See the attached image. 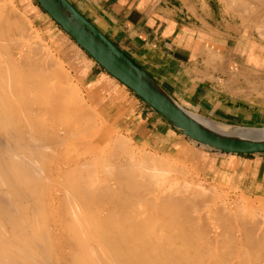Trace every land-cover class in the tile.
Masks as SVG:
<instances>
[{"label":"bare ground","instance_id":"6f19581e","mask_svg":"<svg viewBox=\"0 0 264 264\" xmlns=\"http://www.w3.org/2000/svg\"><path fill=\"white\" fill-rule=\"evenodd\" d=\"M6 1L0 8V264H264V212L238 207L188 180L176 163L136 153L124 137L96 128L59 60L31 56L28 48L14 53L11 30L21 33L26 18ZM223 1L243 13L253 3L264 10V0ZM197 117L216 130L264 132Z\"/></svg>","mask_w":264,"mask_h":264},{"label":"crops","instance_id":"0c3cea01","mask_svg":"<svg viewBox=\"0 0 264 264\" xmlns=\"http://www.w3.org/2000/svg\"><path fill=\"white\" fill-rule=\"evenodd\" d=\"M68 1L191 113L224 125L264 127V44L225 1ZM41 16L37 19L50 28V20ZM56 32L67 36L58 27ZM66 45L70 50L62 46L60 51L88 102L105 110L104 116L112 118L123 133L148 149L181 155L177 158L203 179L233 193L264 197V154L222 153L199 145L105 72L70 38Z\"/></svg>","mask_w":264,"mask_h":264},{"label":"water","instance_id":"95a60500","mask_svg":"<svg viewBox=\"0 0 264 264\" xmlns=\"http://www.w3.org/2000/svg\"><path fill=\"white\" fill-rule=\"evenodd\" d=\"M53 21L102 69L194 142L230 154H264V132L213 129L177 103L163 87L68 0H36ZM210 120V119H209ZM238 127V126H236ZM264 130V127H239Z\"/></svg>","mask_w":264,"mask_h":264},{"label":"rangeland","instance_id":"374dc122","mask_svg":"<svg viewBox=\"0 0 264 264\" xmlns=\"http://www.w3.org/2000/svg\"><path fill=\"white\" fill-rule=\"evenodd\" d=\"M11 1H13L12 4L15 7V9L18 10L19 13L22 14L24 18H26V21H25V19H24L25 22L23 21L26 28L23 29V27H22V29H19L21 33L23 32L22 35H20L21 33H19V31L17 30V28L16 29L13 28V30H17L18 33H17V31H15V33H14V31L11 30V37L10 38L12 39L13 35H15L13 38L16 41L15 44L17 46V47L16 46L14 47L15 44H13L12 47H14V48H12V50L13 49L15 51H19L20 50L19 52H16V53L23 55L24 54L23 52L25 50H28L29 49L30 51H27V52H31L32 51V53H31L32 55L31 56H34V57L35 56L36 57L38 56V57H40V55H42V56L43 55H47L45 57V59L47 58V60H49L50 62L51 61L54 62L56 60H59L62 63V65H63L65 74H67V76L69 75L68 76L69 78L68 77H66V78H68L69 80L71 79L70 82L68 80L67 84H70V85L74 86L75 90L78 92L81 100L83 101L82 103L83 104L86 103L85 104L86 109H88L91 113H93V115H95V117H94L95 118V123L97 124V127L96 128L102 127V130H105L106 136H108V137L110 135L111 136H120V137L122 136V138L124 137L123 139L125 140V142H127V144L130 146V148L133 151L136 150L135 151L136 153L137 152L138 153L139 152H142V153H146L147 155L149 154V156L151 158L161 159L163 161H169L172 164H175L176 163L174 166L176 168L178 166L177 169H179L180 172H181V170H182V172L185 171V173H183V175H185V177L188 178V180L191 179L193 182L199 183L201 186H203L209 192L212 190L215 193L217 192V194L220 193V196L221 197L228 198L230 202H233V204L234 203H237L238 207H241V206H239V204L241 203L240 205H242L241 208H243V209L245 208L244 207V205H245L246 208H247V210H249L248 207H250V210H252L254 208L257 209L256 211L253 210L254 212H257V213H263L264 212V197H250L248 199L245 196L238 195L237 193H233V192H231V191H229V190L221 187L220 185H217L215 183H212V182H209V181L203 179V177L201 175H199L195 171V169L189 163H186L185 161H182L181 159H178V158L181 157V155H178V156L174 157V156H172L170 154H166V153H163V152H157V151H154L152 149H148L145 146L144 143H141L138 140L133 139L131 136L127 135L126 133H123L119 127H117V126L114 125V123H113L114 121H113L112 118L111 119H109V118L107 119L104 116L103 113H105V110H103L102 108L96 109L95 107H93L90 104V102H88L87 95L85 93V89H83L81 87L79 81L76 78L75 73L71 69L70 63H68L67 59H65L66 57L64 55H62V53L60 51V48L62 46L68 47L66 44H67V39L70 38V36L67 33H65L61 29V27H59L53 21V19L44 10L41 9V7L39 6V4L37 3L36 0H28L29 1V4L31 5V8H33L35 11H32V10L25 11L23 9V6H22L20 0H11ZM3 2H5V0H0V5H1L0 8L1 7L4 8L3 6H5L6 4L9 5V2L6 1L7 3L5 2L4 4H3ZM228 3L229 4H227V3L226 4H227V6H229V9L230 10H233V9L235 10V8H236L237 11L236 10L235 11L233 10V12L236 13L237 15H239V17L243 15L244 18L243 17H240V19L243 18L241 21L246 26V28H249L250 29V32L253 33V35L255 36L256 40L259 41L260 43H263L264 44V29H263V27H264L263 25L264 24H263V18L262 19H257V18H260V17H264V10H260V9H262V5L263 4L261 5V8H259L260 5H258V4L255 5V3H253L252 5L249 6V9H247V12L246 13H243L241 11L244 10V9L241 10L240 7L234 6V4L231 3V2H229V1H228ZM253 5L256 6L255 7L256 9L254 7L252 9V6ZM37 8H39L40 11H38ZM257 10H258V12H257ZM18 11H16V12H18ZM238 12H240V13H238ZM241 13H242V15H241ZM254 13H256V14L258 13V17H256L257 15H254ZM9 14L15 16V17L14 16L12 17L11 15H9L12 18H16L18 13H14L13 14V13L10 12ZM37 15L38 16L44 15L43 17H45V19H47V21L50 20L49 23H50L51 27L49 28V26L44 21L37 19ZM247 16H249V17H247ZM18 17H22V16L19 15ZM18 17H17V19H18ZM18 21H19V19H18ZM42 24L45 26L44 29L40 28V25H42ZM57 27L61 29V31L64 33V35H67V36H63L59 32H56L57 31ZM51 28H52V31H51ZM24 31H25V33H24ZM49 32H51L52 35H50ZM65 37H68V38H65ZM20 38L23 40V42L24 41H27L26 43L25 42L24 43H25V45H28V47L25 46L23 42H22V44H20L21 43V42H19V41H21ZM63 38H65V40ZM16 39L19 40L18 41L19 43L17 42ZM14 40L12 39L11 41L13 42ZM21 45L22 46H25V48L23 47L24 50L21 49L22 48ZM19 46H21V47H19ZM16 48H17V50H16ZM26 48H28V49H26ZM68 49L70 50V47H68ZM80 49H82V48L80 47ZM43 50L45 52H47V53H45ZM15 51H14V53H15ZM82 51L85 53V51L83 49H82ZM28 54L30 55V53H28ZM33 54H35V55H33ZM190 156L191 155L186 156V157L187 158H190ZM186 157H182V158H186ZM248 204H249V206H248ZM262 208H263V211H262ZM258 221H260V220H258Z\"/></svg>","mask_w":264,"mask_h":264}]
</instances>
